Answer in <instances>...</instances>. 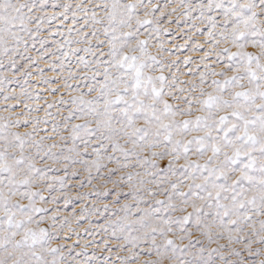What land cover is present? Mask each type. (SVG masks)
Instances as JSON below:
<instances>
[{
  "label": "snow or ice",
  "instance_id": "1",
  "mask_svg": "<svg viewBox=\"0 0 264 264\" xmlns=\"http://www.w3.org/2000/svg\"><path fill=\"white\" fill-rule=\"evenodd\" d=\"M0 264H264V0H0Z\"/></svg>",
  "mask_w": 264,
  "mask_h": 264
}]
</instances>
